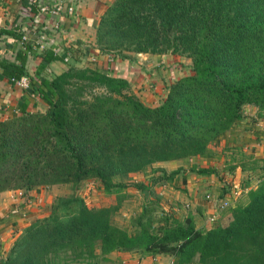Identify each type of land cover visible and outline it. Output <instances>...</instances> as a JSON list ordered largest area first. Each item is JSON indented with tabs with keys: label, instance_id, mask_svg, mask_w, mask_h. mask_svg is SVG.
Returning <instances> with one entry per match:
<instances>
[{
	"label": "trees",
	"instance_id": "trees-1",
	"mask_svg": "<svg viewBox=\"0 0 264 264\" xmlns=\"http://www.w3.org/2000/svg\"><path fill=\"white\" fill-rule=\"evenodd\" d=\"M94 45L121 60L185 57L191 72L146 106L128 81L98 67L72 65L48 78L44 71L59 60L54 51L41 54L33 74L25 66L32 44L14 61L0 56V81H29L16 110L0 118V194L23 191L28 200L41 188L74 189L21 229L0 264H113L130 252L172 264H264V172L231 201L224 226L197 228L192 216L181 222L174 214L157 219L158 199L144 206L132 232L112 220L130 175L163 174L154 164L206 155L247 106L264 115V0H115L99 19ZM213 170L189 171L211 177ZM86 183L116 194L117 205L89 208L78 195ZM223 189L220 199L232 192Z\"/></svg>",
	"mask_w": 264,
	"mask_h": 264
},
{
	"label": "rangeland",
	"instance_id": "rangeland-1",
	"mask_svg": "<svg viewBox=\"0 0 264 264\" xmlns=\"http://www.w3.org/2000/svg\"><path fill=\"white\" fill-rule=\"evenodd\" d=\"M154 59L155 61L151 64L145 61V65L149 64L152 69L154 65H160L159 70L165 71L161 74L168 80L164 82L161 78L156 77V79L153 78L155 82L149 85L151 93L153 92V95L160 97L158 99L159 103L166 95L162 91L165 85L167 87V84L169 85L173 81L190 74L191 60L177 55H166ZM163 66H165V69ZM156 84L157 87H153ZM135 95L140 100L147 97L144 93H137ZM145 104L146 106H151L150 102ZM250 107L252 106H247L243 109L244 119L236 123V125L238 124L243 127L237 129V131H232L233 129L228 130L218 141L209 147L203 158L200 157L199 160H194V158L188 159V162H185V164L182 162L171 164L169 165L170 167L162 169L164 171L163 174L156 173L152 175L153 171L149 169L147 176H143L142 174L130 175L127 179L123 180L124 188L121 190L120 195H118L122 197L123 201L120 203L119 212L114 214L112 218L113 223L129 232L134 231L138 227L137 220L144 206L158 199L159 204L153 207L155 209L153 212L157 219L158 217H162V215L168 216L174 214L181 222L185 221L188 216L194 217L193 219L197 228L205 229L226 225L229 213L227 212V207L224 209L220 207L224 199L219 198L221 197V190H224L223 187L230 189L236 199L242 198L248 191L245 188L248 181H250V184L247 186L255 188L259 176L264 172V143L254 142L255 136H253V133H256L258 130L252 131L249 129L255 128V126L253 127V125L247 123L246 127L248 131L244 127L247 119L249 120L248 122L257 121L258 115L249 116L251 114L249 111ZM236 125H234V128ZM192 167L214 169L215 174L211 177H198L189 171ZM231 168L235 169L231 171ZM176 170H183L184 173H179L169 181L167 178ZM149 178H151L150 181ZM144 181L145 183L147 181L152 183V188L141 190V185H143ZM73 192L74 189L70 185H61L48 189L41 188L37 192V195L40 194L41 196L37 197L36 195L30 199L32 201L31 206L36 205V208H34L36 211L33 213H37L38 215L35 218L47 216L49 214L48 205L56 198L69 196ZM78 195L83 198L89 208L115 206L118 201L116 194H105L98 184L92 185L91 183H86L78 191ZM208 196L210 200L207 199ZM31 217L29 215V218ZM165 258L167 259L153 261L152 257L144 256L139 254V252L120 253L117 257L118 260L115 259L116 261L113 264H172L173 259Z\"/></svg>",
	"mask_w": 264,
	"mask_h": 264
},
{
	"label": "crops",
	"instance_id": "crops-1",
	"mask_svg": "<svg viewBox=\"0 0 264 264\" xmlns=\"http://www.w3.org/2000/svg\"><path fill=\"white\" fill-rule=\"evenodd\" d=\"M114 1L46 0L49 5H62L63 10L58 15L53 16L50 14L39 15L36 7V11H32L35 9L32 7L31 0H0V32H5L0 35V56L14 61L17 53L23 50L24 43L32 44V53L27 56L25 65L27 71L32 74L40 64L41 54L46 50L54 51L59 60L48 65L44 71L45 76L59 75L72 65L98 67L113 77L128 81L133 93L147 95L145 99L140 97L144 104L150 102V105L154 106L155 103L158 104L160 97L153 95V92L151 93L149 85L155 82L153 78L156 79V77L161 78L164 82L168 80L161 74L165 71L159 70L160 65L156 64L152 69L149 64L155 61L154 58L158 59L164 55L139 54L121 60L113 55H102L95 48V33L99 19ZM69 7L73 9V12H68ZM14 34L20 35L21 40L16 39ZM23 37H26L24 42L22 41ZM145 61L149 64L145 65ZM153 87H157V84ZM165 87L166 85L162 88L163 93H166ZM21 95L22 90L20 88L12 86L6 80L0 81L1 119H6L16 110ZM36 102L38 104L37 99ZM249 111L251 112L250 117L256 114L261 118L257 116L256 122H248L247 119L244 127L247 126V123L255 126V128L249 129L258 130L253 133L254 142L264 143V115L261 116L253 107H250ZM241 127L243 126L237 124L235 128H232V131H237ZM201 157L203 158V156ZM199 159L200 157L194 158V160ZM179 162L185 164L188 161L157 163L154 164L153 168L165 169L170 167L169 165ZM182 166L186 168L184 165ZM143 183L148 185L150 182L145 183L144 181ZM23 193V191H17L0 194V257L8 251L14 236L38 215L33 213L36 211L34 209L36 205L31 206L32 201L30 199L32 198L25 199L26 196ZM36 195L37 193L31 194V197ZM40 196V194L37 195V197ZM28 214L32 217L29 218ZM161 259L167 258L155 257L152 260L160 261Z\"/></svg>",
	"mask_w": 264,
	"mask_h": 264
},
{
	"label": "built area",
	"instance_id": "built-area-1",
	"mask_svg": "<svg viewBox=\"0 0 264 264\" xmlns=\"http://www.w3.org/2000/svg\"><path fill=\"white\" fill-rule=\"evenodd\" d=\"M32 4L35 5L37 8L38 14H50V15H58L63 9L62 5H49L46 0H31ZM69 13L73 12L72 8L67 9ZM26 40V37L22 38V41L24 42ZM12 83L20 89H28L29 87V81L26 77H21L19 79H12ZM208 200H210V197H207ZM233 199H236L234 197V193L230 192V195L224 199L223 204L220 206L222 209L226 208L231 204V201Z\"/></svg>",
	"mask_w": 264,
	"mask_h": 264
}]
</instances>
